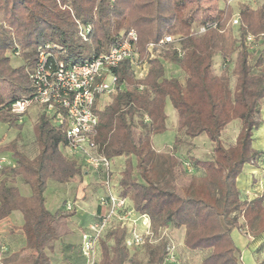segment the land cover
Instances as JSON below:
<instances>
[{"label": "trees", "instance_id": "obj_1", "mask_svg": "<svg viewBox=\"0 0 264 264\" xmlns=\"http://www.w3.org/2000/svg\"><path fill=\"white\" fill-rule=\"evenodd\" d=\"M217 1L0 0V123L20 129L8 110L32 93L27 72L35 64L38 47L57 45L64 51L57 60L77 64L127 42L128 33L134 31L145 73L136 78L128 61L114 71L117 90L93 108L98 119L93 139L97 151L110 162L124 159L120 195L136 213L148 216L152 233L183 228L188 251H210L200 264H242L231 232L237 230L251 240L264 234V197L243 200L237 189L243 168L256 166L262 155L253 152L252 138L261 125L264 101V8L240 4L238 36L226 39L234 15L228 4L209 18L200 16L203 3ZM76 21L90 27L86 42L78 36ZM207 24L215 27L201 36L192 34ZM248 36L255 40L252 49L246 43ZM165 37L180 41L148 52ZM235 53L231 92L226 74L215 77L212 67L216 56L223 58L224 68ZM11 55L24 64L13 68ZM164 63L182 72V82L166 77ZM167 102L177 115L179 133L189 140L204 135L212 146L210 160L189 161L202 173L198 178L186 174L176 154L184 145L180 137H175L171 153L153 149L152 138L166 131ZM235 120L241 124L235 143L224 147L221 133ZM32 134L38 148L33 159L19 153L15 141L0 149L12 163L0 170V222L20 213L24 237L23 249L0 264H52L49 254L64 235V221L75 214L74 209L48 211L44 193L49 182L79 179L82 165L64 155L62 130L47 118L38 120ZM19 182L29 189V196L20 193ZM125 239L120 228L107 232L99 242V264H142L129 256ZM167 248L147 246L145 264H164ZM259 254L258 264H264Z\"/></svg>", "mask_w": 264, "mask_h": 264}, {"label": "built area", "instance_id": "obj_2", "mask_svg": "<svg viewBox=\"0 0 264 264\" xmlns=\"http://www.w3.org/2000/svg\"><path fill=\"white\" fill-rule=\"evenodd\" d=\"M76 25L79 38L86 42L90 27H84L78 21ZM231 26L238 28V15L233 16ZM211 27L215 26L207 24L196 28L192 30V34L201 36ZM136 41V33L130 31L127 42L113 46L106 54L77 64L57 60V55L64 53L57 45L45 44L38 47L35 64L27 72L32 93L15 101L8 110L10 115L21 121L30 109L39 108L45 119L62 130L65 139L62 146L64 155L102 179L100 183L103 192L92 213V221L80 236V252L84 264H98L99 242L109 231L118 228L124 230L125 246L128 249L142 247L145 240L151 237L148 216L136 213L130 202L121 197L118 181L111 170V162L98 153L93 140L98 126L93 108L96 101L108 98L117 90L114 71L121 63L128 61L134 70V76L138 75L137 72L139 75L143 73L145 63L140 62L135 49ZM179 41V37H165L156 46L150 45L148 52L166 44H178ZM254 41L252 36L246 38L250 49ZM15 55L18 56V53L15 52ZM152 58L154 57L150 54V59ZM9 166H12L11 160L0 153V170ZM71 209L72 206L68 205L67 210ZM172 251V247L167 248V260L174 263Z\"/></svg>", "mask_w": 264, "mask_h": 264}, {"label": "rangeland", "instance_id": "obj_3", "mask_svg": "<svg viewBox=\"0 0 264 264\" xmlns=\"http://www.w3.org/2000/svg\"><path fill=\"white\" fill-rule=\"evenodd\" d=\"M225 4H228L233 10V14L237 15L238 6L240 4H246L250 6L253 10L264 8V0H218L213 3H203L201 5L200 16L203 18H209L215 14L217 9L224 8ZM233 15V16H234ZM195 29V28H193ZM237 38L238 28L230 26L227 28L226 39L228 36ZM163 53V52H162ZM161 53V54H162ZM160 54V56H161ZM236 53L231 56L226 67H222L223 58L221 56H216L213 59L212 72L215 77L220 76V74L225 73L228 78V86L232 92L235 85V77L233 75V66L235 63ZM10 65L13 68H18L24 64L20 58L10 56ZM165 75L167 78L173 77L178 79L180 82L183 80V74L180 70L172 64L164 63ZM137 71L135 70V73ZM142 74L139 75L137 72L136 78H142L145 73V68L142 69ZM263 102V101H262ZM165 115L166 119V131L163 134L156 135L152 138L153 149L160 153H171L173 152V142L176 136L180 137L184 141V145L178 149L176 154L180 157L182 162V167L188 176L200 177L202 173L198 170L192 168L189 161L191 159L195 160H210L212 158V146L207 140V138L202 135L194 140H189L184 137L182 133H179L176 128L177 124V115L172 109L171 105L167 102L165 106ZM9 114V112H8ZM43 118V115L40 114L39 108L30 109L26 116L18 121L20 129L10 127L7 124L0 123V149H4L11 143L16 142V148L19 153L23 154L29 159H33L38 154V148L35 141V137L32 134L33 128L37 124L38 120ZM260 127L253 133L252 140V150L255 153L262 154L261 157H264V115L260 110ZM240 121L235 120L228 124L227 127L221 133V141L224 147L233 146L236 140V137L240 130ZM7 155H11L10 152H4ZM124 159L117 158L111 162V170L117 181L120 180V171L124 168ZM131 163L134 166V161L131 159ZM264 165V163H263ZM249 166L246 165L243 168L242 173L237 178V189L242 195L244 200L245 189L251 185V176L249 174ZM253 166V165H251ZM254 167H257L254 166ZM79 179H75L71 183L67 184H56L49 182L47 189L44 193L46 207L49 211L54 212L56 210L66 211L67 206L71 205L75 210V214L64 221L62 229L65 230L62 238H66L65 245H62L70 249L67 253L59 254V258L62 260L66 257L70 258L71 263H76L74 259V252H80L79 238L83 232L84 226L88 224L92 213H94L97 207V201L102 195V186H101V177L89 172V170L81 167ZM18 187L23 189L21 182L18 183ZM26 190H29L28 188ZM22 220V219H21ZM151 233V239L148 238L145 240V244L139 248L128 249L129 256L135 258H141V262L147 261V246H158L163 244L165 247L168 243L166 238L175 244L178 243L179 238H184V229H174L168 227L164 230L160 229L156 233ZM19 236V237H18ZM17 228L14 227L12 223H0V238H21ZM235 247L239 251L242 264H256L253 258V246L251 243V237H245L244 234L240 233L237 230H233L230 235ZM2 239H0V245ZM3 242V241H2ZM81 242V240H80ZM108 246H111L112 242L108 241ZM180 243V242H179ZM171 245V244H169ZM174 251V248H173ZM263 253L258 256L261 258ZM81 255V253H80ZM81 258L84 261V258L81 255ZM72 263V264H73Z\"/></svg>", "mask_w": 264, "mask_h": 264}, {"label": "crops", "instance_id": "obj_4", "mask_svg": "<svg viewBox=\"0 0 264 264\" xmlns=\"http://www.w3.org/2000/svg\"><path fill=\"white\" fill-rule=\"evenodd\" d=\"M261 113L264 115V101L261 103ZM177 125V124H176ZM264 157H261L258 161H257V167L254 166H249V174L251 176V185L248 186L245 189L244 192V196H245V200H253L256 197H260L263 196L264 197ZM20 190V188H19ZM20 193L23 196H29L30 192L28 190H26V188L23 186V189L20 190ZM46 206V203H45ZM47 208V207H46ZM48 210V209H47ZM49 211V210H48ZM21 215L18 212H13L11 213V215L8 217V219L1 221L0 223H12L14 225V227L17 228V232H19V235H21V238H0L2 239L1 244L0 245V260L8 257L9 255L13 254V253H17L20 250L23 249V245H24V237H23V233L21 232L20 228L23 224L22 220H21ZM92 221V215L91 218L89 220L88 223H90ZM87 225V224H86ZM86 225L84 226V228H86ZM168 228V227H167ZM167 228H164L167 229ZM19 237V236H18ZM166 240L168 241L167 245L168 247H172L174 248V251H172V255L174 258V263L169 262L168 260H165L164 264H200L202 262V260L204 258H206L209 255L210 251H194V252H190L188 251L184 245H183V241L184 238H179V242L175 244L170 240V238H166ZM66 238H60L58 242H56L54 244V248L52 253L49 254V258L51 260L52 264H72L70 261L69 257L65 256V259H61L59 258V254L60 253H67L70 249H68L67 247L62 245H65ZM79 243L80 242V238H79ZM171 244V245H169ZM253 246V258L256 262V264H258V258L256 256V252L259 251V253H263L264 254V234L262 236H260V238L258 239H252L251 243ZM74 259L76 261V263L73 264H84L83 259L81 258L80 252L76 251V253L74 252ZM262 254V255H263ZM131 257V256H130ZM264 258V255L261 257V259ZM97 259H98V264L100 262L101 256H100V249L98 250L97 253ZM134 259H136L138 262L145 264V261L141 262V258L135 257ZM147 259V257H146ZM176 262V263H175Z\"/></svg>", "mask_w": 264, "mask_h": 264}]
</instances>
